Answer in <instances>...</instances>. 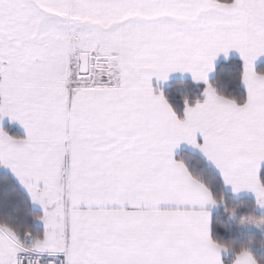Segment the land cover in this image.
Listing matches in <instances>:
<instances>
[{
	"label": "snow or ice",
	"instance_id": "6c2138e0",
	"mask_svg": "<svg viewBox=\"0 0 264 264\" xmlns=\"http://www.w3.org/2000/svg\"><path fill=\"white\" fill-rule=\"evenodd\" d=\"M228 197L264 213V0H0V264H264Z\"/></svg>",
	"mask_w": 264,
	"mask_h": 264
},
{
	"label": "trees",
	"instance_id": "16d2710c",
	"mask_svg": "<svg viewBox=\"0 0 264 264\" xmlns=\"http://www.w3.org/2000/svg\"><path fill=\"white\" fill-rule=\"evenodd\" d=\"M221 196L223 197V193L221 194ZM227 205H228V213L230 215L233 213H238L241 208H247L248 209L247 215L252 217L254 220H256L261 226H264V213L257 212L255 207L250 206L246 199L228 197ZM243 219H244V214H241L240 217L236 219L235 223L237 227L240 226L241 221ZM222 226L230 227L227 223H223ZM246 238L248 239V241L251 242V246L253 248L264 247V239H261L255 234L247 235Z\"/></svg>",
	"mask_w": 264,
	"mask_h": 264
},
{
	"label": "crops",
	"instance_id": "0c3cea01",
	"mask_svg": "<svg viewBox=\"0 0 264 264\" xmlns=\"http://www.w3.org/2000/svg\"><path fill=\"white\" fill-rule=\"evenodd\" d=\"M239 198H243V197H239Z\"/></svg>",
	"mask_w": 264,
	"mask_h": 264
}]
</instances>
